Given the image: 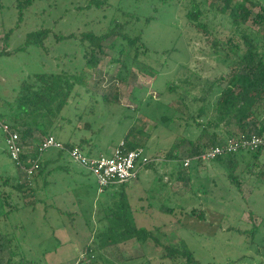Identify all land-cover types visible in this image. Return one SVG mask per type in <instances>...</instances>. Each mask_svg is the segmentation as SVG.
Instances as JSON below:
<instances>
[{
	"label": "rangeland",
	"instance_id": "374dc122",
	"mask_svg": "<svg viewBox=\"0 0 264 264\" xmlns=\"http://www.w3.org/2000/svg\"><path fill=\"white\" fill-rule=\"evenodd\" d=\"M257 1L264 6V0ZM223 5V0H107L97 8L91 0H37L21 17L16 0H0V53L11 52L0 55V113L17 110L27 102L24 82L30 76L83 70L87 86H77L78 95L62 112L64 119L57 124L54 137L62 142L74 141L77 135L91 138L97 150L108 156L134 130L138 141L147 142L144 156L156 158L153 168L140 170L138 185L125 188L136 224L149 230L160 228L164 244L183 247L201 264H264V177L246 174L240 179L239 193L218 164L205 162L178 181L179 166L167 159L173 145L179 158L185 157L189 140L199 135L191 114L203 97L207 113L212 112L219 93L212 83L229 73L233 55L225 43L230 39L233 44L241 43L240 34L221 12ZM195 6L204 12L202 20L212 35L194 30L189 23L186 15ZM121 11L152 17L143 35L149 53L135 64L130 61L126 81L117 77L120 65L109 66L113 51L106 50L107 56L93 70L81 61L79 42L82 34L99 35L112 18L122 19ZM258 11V7L254 9L255 14ZM47 30L45 47L28 45L30 33ZM59 36L66 39L56 43ZM111 42H105V47ZM170 87L174 89L167 91ZM255 93V119L264 124V90ZM104 95L118 100L109 103ZM225 131L219 129L223 137ZM57 151H44L42 159ZM59 164L68 165L71 173L59 170L44 178L37 172L28 178L31 192H15V180L25 174L14 168L0 133V177L3 181L10 178L2 190L5 195L13 193L11 202L19 199V208L24 205L7 215L8 206L0 202V242L6 251L2 257L12 254L13 262L23 257L32 264H81L87 260L84 245L92 231L101 227L96 222L97 210L109 212V201L119 187L99 194L94 177L73 162L69 153ZM259 171L264 172V157L256 173ZM163 204L173 214L162 213ZM253 226L257 232L252 237L248 232ZM162 255L163 249L153 243L141 246L132 240L102 251L98 264H140L148 259L158 261Z\"/></svg>",
	"mask_w": 264,
	"mask_h": 264
},
{
	"label": "trees",
	"instance_id": "16d2710c",
	"mask_svg": "<svg viewBox=\"0 0 264 264\" xmlns=\"http://www.w3.org/2000/svg\"><path fill=\"white\" fill-rule=\"evenodd\" d=\"M36 1L16 0L17 9L21 13L20 16L22 17L24 12L28 11ZM106 2L107 0H91V3L95 4L97 8H101ZM223 3L221 12L228 16L232 27L240 34L241 43L233 44L231 39L225 43L233 58L228 67L229 73L222 75L212 83V88L217 87L219 92L214 104H212V112L207 113L206 97H203L201 101H198L202 104L196 107V110L190 116V119L195 122L196 127L199 129V135L195 139L189 140V146L185 150V155L192 160L190 166L188 168L184 167L183 159L179 158L175 145L168 152L167 159H172L179 166L178 181L187 179L192 168L202 166L203 162L200 160V156L209 149L222 147L229 139L240 142L252 137L264 138V124L259 123L254 114V107L257 103L255 91L264 90V42L261 41V38L264 40V6L257 0H241L239 3H235L234 0H223ZM257 7L259 11L255 14L254 9ZM121 13L122 19L112 18L104 32L99 35L94 32L84 33L79 42L82 48L81 61L86 67L93 70H96L103 62L104 57L107 56L106 50L113 51L114 54L110 58L109 66L120 65L117 77L122 81H126L130 61L135 64L140 61L143 55L149 53L143 35L145 28L151 23L152 17H141L133 12L121 11ZM203 14L204 12L200 7L195 6L186 16L194 30L210 36L212 34L208 29V25L202 20ZM249 22H251V27H246ZM49 34L48 30L30 33L28 45L45 47V41L49 38ZM69 38L75 37L70 35ZM64 39L66 38L62 36L56 37V43H60ZM109 39L112 42L105 47V42ZM218 46V43H216L217 48ZM170 52L166 51L164 53L170 54ZM0 55H11V52H1ZM226 58L229 59L228 54ZM77 86H87L83 70L73 74L69 70L34 74L24 82V89L28 94L27 102L20 104L17 110L0 113V119L4 120L19 135L20 145L23 149L20 160L13 161L9 154L8 156L14 168L21 171L22 174H24L22 167L28 169L34 163H37L38 174L48 178L54 172L64 170L66 165L60 166L59 160L66 159L70 150L74 148L82 150L86 146L83 140L76 145L69 141L62 142L57 136L55 138L63 144L64 150L57 149V154L53 156L54 161L48 159L42 162L41 154L43 152L39 151L42 138L53 136L57 124L64 119L62 112L70 104L71 99L78 95ZM171 89H174V87L167 88V91ZM160 94L162 95L163 92H160ZM104 97L105 100H109V103L118 100H111L105 95ZM179 102L183 104L181 99H179ZM190 104L194 105L195 103ZM89 127L90 125L87 123L86 128ZM221 127L226 130V136L224 137L219 132ZM136 138L134 130L129 131L122 142L126 151L143 150L148 147L146 141L141 140V142ZM3 139L5 141L4 137ZM204 139H206L205 143ZM89 154H93V151H90ZM263 157L264 146L261 145L253 151L241 149L235 153L223 154L216 157L211 163L221 166L225 170L230 184L241 193L242 182L240 179L243 176L250 174L264 177L263 171L256 173ZM148 158L149 161L141 170L144 167L153 168L156 164L155 157ZM51 165L54 167L51 168ZM47 167L50 169L48 170ZM1 181H3L2 177H0V202L1 206H8L6 214L9 215L20 208H24V205L19 208V199L14 201L15 203L11 202L13 199L11 191L8 195H5L2 190V187L9 184L10 178ZM15 181L16 185L12 187L15 192L32 191L26 175L18 177ZM127 185H118L119 190L113 193L114 195L109 201L107 209L109 212L102 211L100 207L98 208L99 217H97L96 222L101 227L92 231L90 241L84 245L87 260L80 261V263L98 264L101 260L102 251L135 240L141 246L153 243L155 247L163 249V255L158 261L148 259L146 263L140 264H201L192 252L185 250L183 247L164 244L161 240L163 233L160 228L149 230L136 224L130 198L125 192ZM109 188L113 187L110 186ZM159 209L164 214H173V209L165 204L161 205ZM200 216L204 218V213H200ZM256 232L257 227L253 226L248 233L253 237ZM5 254V244L0 242V264L33 263L23 257L13 262L15 257L11 254L6 259L2 257Z\"/></svg>",
	"mask_w": 264,
	"mask_h": 264
},
{
	"label": "built area",
	"instance_id": "2783aa9c",
	"mask_svg": "<svg viewBox=\"0 0 264 264\" xmlns=\"http://www.w3.org/2000/svg\"><path fill=\"white\" fill-rule=\"evenodd\" d=\"M0 133L5 138L7 152L13 161H19L23 149L20 145L19 135L14 132L10 126L0 119ZM264 146V138L252 137L242 141L229 139L222 147L211 148L200 156V160L211 162L216 157L223 154L235 153L238 150H255L259 146ZM64 150L63 144L54 136L43 137L39 151L42 153L48 149ZM69 156L73 162L80 165L95 179L98 193L101 194L105 189L112 185H124L135 181L140 173L141 168L149 161L148 157L144 156L142 149L126 151L124 143H121L115 148L111 155H99L92 158L85 154L81 149L74 148L70 150ZM184 167L188 168L192 160L185 155L182 158ZM22 170L27 178L37 173L38 164L34 163L32 167Z\"/></svg>",
	"mask_w": 264,
	"mask_h": 264
},
{
	"label": "crops",
	"instance_id": "0c3cea01",
	"mask_svg": "<svg viewBox=\"0 0 264 264\" xmlns=\"http://www.w3.org/2000/svg\"><path fill=\"white\" fill-rule=\"evenodd\" d=\"M54 136V135H53ZM57 138V137H56ZM75 140L73 141L72 139L70 140H66V141H69L70 143H73V144H76V145H78L79 143H80V141L81 140H83L84 141V144L86 145V146H84V150L87 152L86 154L89 156V157H92V158H95V157H98L99 155H104L101 151H99V150H97V146H96V143H94L93 142V139H91V138H85L84 136L83 137H80V136H76L75 138H74ZM86 139V140H85ZM91 140V141H90ZM65 141V142H66ZM90 151H93V154H89V152ZM50 160V159H52L53 161H54V158L53 157H49V158H43L42 159V162H45V161H47V160ZM67 159V158H66ZM60 165V164H59ZM60 166H65V165H60ZM51 168H53L54 166H50ZM47 169L49 170L50 168L49 167H47ZM63 172L66 174V173H71V169H70V167L68 166V165H66V167L64 168V170H63ZM55 173H57V171L56 172H54L53 173V175L55 174ZM52 175V176H53ZM51 176V177H52ZM44 178H45V176H43ZM140 174H139V177H138V180H136L135 182H132V183H130V184H132V185H138L139 183H140ZM57 181V180H56ZM129 185V184H128ZM112 187L113 188H117L118 187V185H112ZM128 196H129V194H128ZM131 199V198H130ZM134 214H135V211H134Z\"/></svg>",
	"mask_w": 264,
	"mask_h": 264
}]
</instances>
